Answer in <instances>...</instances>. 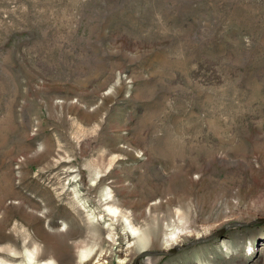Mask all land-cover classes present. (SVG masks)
I'll return each instance as SVG.
<instances>
[{
  "label": "rangeland",
  "instance_id": "rangeland-1",
  "mask_svg": "<svg viewBox=\"0 0 264 264\" xmlns=\"http://www.w3.org/2000/svg\"><path fill=\"white\" fill-rule=\"evenodd\" d=\"M0 176L20 251L25 227L106 237L88 212L108 191L186 231L115 234L107 264H264V0H0Z\"/></svg>",
  "mask_w": 264,
  "mask_h": 264
},
{
  "label": "bare ground",
  "instance_id": "bare-ground-1",
  "mask_svg": "<svg viewBox=\"0 0 264 264\" xmlns=\"http://www.w3.org/2000/svg\"><path fill=\"white\" fill-rule=\"evenodd\" d=\"M170 147L172 146L170 145ZM165 149L167 150V148ZM5 180L3 176H0V198L6 194L16 193L10 189H4L1 186L3 181L6 182ZM75 194H77V191ZM101 196L103 200L98 198L97 201L100 203L98 205H93L88 215H91V220H95L98 223L100 220L103 222L107 221L108 227L106 228V237L103 238L100 232L96 231L94 228H90L87 230L89 242H86V240L76 241L73 240L71 236L75 233V230L67 227L68 231L65 233L57 232V239L55 241L53 240L54 243L52 245H49L45 243L41 244L36 241L25 227V229L20 232V236L25 240L22 251L18 249L15 237L0 238V240L6 239L8 242L9 240L11 241L4 244V246H0V264H107L105 256L112 253V247L110 245L109 248L102 250V243L105 240H113L115 234L121 235L122 238L126 240L128 250L138 251L145 248L150 243L160 244L162 247L173 244L178 241L183 232L185 233L186 231L184 226L185 220H181L179 214L175 213L174 215H169L166 213L163 215L161 214V216L157 212L156 216L154 213L158 209L159 204L158 206L155 205L147 209L148 212H150V210L153 212L152 219L144 223L143 226H137L131 212L126 211V208L122 209L116 206L110 201L108 191L102 193ZM76 200H80L79 195L76 197ZM140 214H143V212ZM50 223L48 222V227L51 228L54 222L50 221ZM117 224L120 225L121 231H117ZM21 226L24 225L20 224L19 227ZM72 248H76L77 250V257L75 260L70 252ZM125 260L124 257H120L117 261L118 264H122Z\"/></svg>",
  "mask_w": 264,
  "mask_h": 264
},
{
  "label": "water",
  "instance_id": "water-1",
  "mask_svg": "<svg viewBox=\"0 0 264 264\" xmlns=\"http://www.w3.org/2000/svg\"><path fill=\"white\" fill-rule=\"evenodd\" d=\"M217 233H218V231H217V232H215L213 235H215V234H217ZM172 250H173V249L169 250V251H168V253H171V252H172ZM165 253H166V252H165Z\"/></svg>",
  "mask_w": 264,
  "mask_h": 264
}]
</instances>
